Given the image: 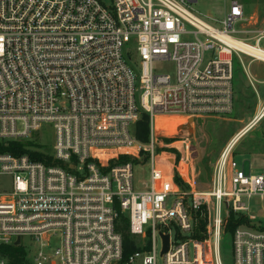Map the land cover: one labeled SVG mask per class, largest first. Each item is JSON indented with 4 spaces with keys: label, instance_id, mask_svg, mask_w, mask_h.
Masks as SVG:
<instances>
[{
    "label": "built area",
    "instance_id": "obj_1",
    "mask_svg": "<svg viewBox=\"0 0 264 264\" xmlns=\"http://www.w3.org/2000/svg\"><path fill=\"white\" fill-rule=\"evenodd\" d=\"M196 2L0 0V181L10 180L0 184V264H157L159 255L164 264H223L231 214L246 217L232 233L234 264H264V231L247 215L254 197L264 201V170L254 174L234 156L264 119V101L220 154L208 190L177 187L158 166L156 118L230 115L234 57L264 63V29L254 44L241 37L240 2L221 27L195 14L188 4ZM166 61L174 77L155 72ZM143 115L149 181L139 186L135 164L118 161L142 148L133 128ZM43 125L55 132L49 164L8 151ZM121 217L140 241L127 259Z\"/></svg>",
    "mask_w": 264,
    "mask_h": 264
},
{
    "label": "rangeland",
    "instance_id": "obj_2",
    "mask_svg": "<svg viewBox=\"0 0 264 264\" xmlns=\"http://www.w3.org/2000/svg\"><path fill=\"white\" fill-rule=\"evenodd\" d=\"M232 0H197L196 3L188 5L200 18L206 22L221 27V22L228 13ZM245 8L246 20L240 24V29L245 33L241 34L250 44H254L258 33L264 29V0H236ZM134 45L128 46L130 49ZM264 48V42L262 43ZM131 53L134 51L132 49ZM135 56V54H134ZM158 74L170 75L174 77L176 66L171 61L160 62L154 65ZM249 75L255 80L256 89L249 83ZM233 90L234 109L228 116H210L199 119L164 117L154 120V128L161 129L155 133L157 161L160 169L166 177L175 182L177 187L187 191H206L210 188L212 175L216 162L231 141L248 124L255 112L258 110L260 102L264 101V63L252 61V59L242 56V60L234 57L233 60ZM243 92L244 104H237L239 92ZM139 98V96H138ZM236 104V105H235ZM256 110V111H255ZM150 119V118H149ZM244 121V124L239 123ZM245 125V126H244ZM138 127L134 126L133 134L137 137ZM151 135V121L149 126ZM236 133V134H235ZM235 134V135H234ZM234 135V136H233ZM233 136V137H232ZM55 142V132L52 125H43L39 132L35 133L31 140L22 143L28 154L41 156L49 159L53 151ZM140 142V141H139ZM150 142V139H149ZM140 142L142 148H138L130 154L128 159L135 164V182L139 186L143 182L149 181L148 157L144 147L149 143ZM176 156H175V155ZM236 161L249 167L254 174H260L264 170V119L236 145L234 150ZM180 171V177L175 174ZM185 174V176H184ZM176 177L179 179L176 181ZM186 177V179H185ZM0 184L8 186L9 179H4ZM174 198H170L168 205L171 206ZM247 215L254 217L253 228L264 231V201L259 197H254L247 203ZM241 221L246 222V217L231 214ZM227 217V220L231 218ZM226 220V223H227ZM202 223L206 224L204 221ZM225 223V227H226ZM135 249L139 248L140 241L134 239ZM28 243V239H24ZM221 257L223 264H234L233 261V237L232 233H225L221 242ZM157 264H164L161 256H158Z\"/></svg>",
    "mask_w": 264,
    "mask_h": 264
},
{
    "label": "trees",
    "instance_id": "obj_3",
    "mask_svg": "<svg viewBox=\"0 0 264 264\" xmlns=\"http://www.w3.org/2000/svg\"><path fill=\"white\" fill-rule=\"evenodd\" d=\"M135 126L138 127V130L136 132L137 133V137H136L137 140L140 142H143V143L149 142V139H150V132H149L150 119H149V117L147 115H143L142 119ZM8 151L13 153L14 155H20V154L28 153L25 150L24 144H15L14 146L10 147L8 149ZM29 155L35 161H41L45 164H49V160L44 159L41 156H37L34 154L33 155L29 154ZM127 161H130V159H128V157L124 156V157H121L118 162L124 163ZM178 180L179 179L176 177V181H178ZM241 221L242 220H240L234 216H231V218L227 220L226 227H225V233H233L237 226L242 225L244 223V222L241 223ZM204 226H205V224L202 223L201 229H203ZM116 229H117V232L120 233L123 237L124 259H127L131 254H133L134 252L137 251V249H135V244L133 241L134 239L128 232L129 231L128 220L124 217H121V219L119 220V222L117 224ZM14 252H15V254H18V253L20 254V251H18V250H15ZM16 261H17V263H20L19 258H17Z\"/></svg>",
    "mask_w": 264,
    "mask_h": 264
},
{
    "label": "bare ground",
    "instance_id": "obj_4",
    "mask_svg": "<svg viewBox=\"0 0 264 264\" xmlns=\"http://www.w3.org/2000/svg\"><path fill=\"white\" fill-rule=\"evenodd\" d=\"M230 44L232 45V46H242L244 49H245V51H247L248 53H250L251 55H255V56H258L259 55V53L257 52V51H255L253 48H252V46H250V45H239L238 44V41L237 40H235V39H231L230 41ZM159 118H164V117H159ZM157 129H158V125H157ZM158 130H160V129H158ZM168 130V129H167ZM251 132V131H250ZM241 136L243 135V134H240ZM239 139V137H236V141Z\"/></svg>",
    "mask_w": 264,
    "mask_h": 264
},
{
    "label": "crops",
    "instance_id": "obj_5",
    "mask_svg": "<svg viewBox=\"0 0 264 264\" xmlns=\"http://www.w3.org/2000/svg\"><path fill=\"white\" fill-rule=\"evenodd\" d=\"M237 104H239L240 106H242V104L245 105L244 100H243V92H241V91L238 93V96H237ZM235 105H236V104H235ZM255 111H256V110H255ZM255 114H256V112H255L254 114H252L253 117H254ZM239 123H241V124L243 123V124H244V121H240ZM245 125H247V124H245ZM245 125H244V126H245ZM240 130H241V128H240L236 133H238ZM236 133H235V134H236ZM235 134H234V135H235ZM234 135H233V136H234ZM233 136H232V137H233ZM237 145H238V144H237Z\"/></svg>",
    "mask_w": 264,
    "mask_h": 264
},
{
    "label": "water",
    "instance_id": "obj_6",
    "mask_svg": "<svg viewBox=\"0 0 264 264\" xmlns=\"http://www.w3.org/2000/svg\"><path fill=\"white\" fill-rule=\"evenodd\" d=\"M194 120L193 119H190V122H193ZM168 236L164 237V250H163V254L167 253L168 251ZM19 242H17L18 244Z\"/></svg>",
    "mask_w": 264,
    "mask_h": 264
}]
</instances>
